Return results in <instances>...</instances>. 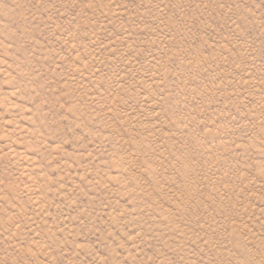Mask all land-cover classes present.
<instances>
[{
	"label": "rangeland",
	"instance_id": "374dc122",
	"mask_svg": "<svg viewBox=\"0 0 264 264\" xmlns=\"http://www.w3.org/2000/svg\"><path fill=\"white\" fill-rule=\"evenodd\" d=\"M0 264H264V0H0Z\"/></svg>",
	"mask_w": 264,
	"mask_h": 264
}]
</instances>
